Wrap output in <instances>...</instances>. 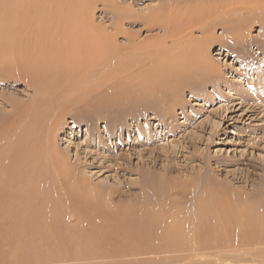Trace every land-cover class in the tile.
<instances>
[{
	"label": "rangeland",
	"instance_id": "1",
	"mask_svg": "<svg viewBox=\"0 0 264 264\" xmlns=\"http://www.w3.org/2000/svg\"><path fill=\"white\" fill-rule=\"evenodd\" d=\"M109 1L142 15L166 2ZM24 2L25 10H35V26L16 39L0 38L2 60L14 57L18 64H0V73L18 69L29 76L0 79L4 159L16 160L15 141L36 138L27 125L35 99L31 85L42 87L49 113L39 123L49 133L46 146L28 151V161L34 156L28 170L11 175L16 182L5 179L8 170L0 178L6 196L0 203V264H156L161 256L138 255L148 244L128 231L122 215L151 199L160 181L187 191L172 197L180 211L194 214L202 198L207 212L220 218L214 233L222 248L200 255H212V264H264V13L252 12L249 28L240 22L234 41L214 26L206 44L210 75L177 84L143 81L169 75L168 68L165 75L159 70L166 65L161 51L134 49L158 42L161 31L122 24L114 66L88 73L62 51L67 14L76 8L72 12L68 0ZM90 16L94 27L114 31L115 20L101 3ZM58 25L61 42L53 35ZM178 49L169 53L175 57ZM157 89L167 94L157 98ZM113 96L120 102H111ZM15 200L18 210L10 206Z\"/></svg>",
	"mask_w": 264,
	"mask_h": 264
},
{
	"label": "bare ground",
	"instance_id": "2",
	"mask_svg": "<svg viewBox=\"0 0 264 264\" xmlns=\"http://www.w3.org/2000/svg\"><path fill=\"white\" fill-rule=\"evenodd\" d=\"M14 1L15 0H0V38L16 39L18 35H23L25 32L31 30L37 22L36 13L32 6L25 10L22 6L24 0L23 2L22 0H16V3H14ZM98 3H101L107 14L115 20L112 25L114 30L112 33H108L106 29L93 26L92 16L90 15ZM68 7L72 12H74L76 8V12L73 16L70 15V13L67 14L69 15L67 16V21L71 19V22L67 24V26H69L66 30L67 35H65L64 32V36L62 37V39H65L62 51H66L72 62H83L85 66H87L86 68H88V73H95L97 69L103 68V70H106L110 69V67L112 68L115 64V59L118 54L121 53L119 48L115 45V40L123 33L122 24L130 26L142 24V30L148 32L157 29L159 32H162V36H160L159 41L156 43H152V41L140 43L135 45L134 49L146 51L148 53L161 51L160 53H163V56H161L160 59L166 60V65H163L159 70L164 71V75L167 68L170 70L169 75L166 76L167 78H162L160 75H153L143 81L157 79L159 82L161 81V83L169 80L180 84L189 82L190 79L192 80L196 76L207 77L210 75L211 71L209 66L211 62L208 58L206 44L213 35L212 31L214 26L219 25L223 27L222 32L224 33V40L234 41L232 36L239 34L238 25L240 22L245 23L246 28H249L251 23L255 20L253 18L255 14H252V12L264 13V0H229V2L227 0H166L164 4L145 15L133 13L128 6L122 9L113 5L109 0H68ZM58 18L59 17H55L59 24V20L62 19L58 20ZM58 27L53 33L55 38L62 33L59 32L60 25H58ZM195 31L202 33L201 38L194 37ZM58 41L61 42V37ZM262 42H264V40ZM178 47L179 49L175 57L174 54L169 53L172 49ZM134 49L126 48L123 50L134 52ZM3 52L4 50H1L0 55H2ZM6 59H8L9 62H6ZM6 59L2 60L0 56V64L18 65L14 63L17 59L11 60L9 57ZM11 61H13V63ZM119 70L120 68H117L116 72L119 73ZM11 76L22 79H27L29 77L26 70L21 71L13 69L8 71V73H0V79ZM30 87L33 88L35 99L28 105V110L32 112L33 115L30 117V120L27 121V125L28 128L31 126L32 131H35L36 135L34 137L36 138H31V141L26 139L20 142L15 141V147H19L18 149H13L17 156L16 160H14L13 157L12 160L4 159V157L9 158V156H7L9 154H2L0 150V178L2 173L8 170L5 179L10 177L8 182L11 183L17 181L11 179L12 174L16 173L22 176V174L28 170V166L31 164L29 161L34 159L32 155L31 159L29 161L27 160V155H31L28 151L35 148L32 146H46L48 139V130H43L41 127L42 125L39 123V121L43 120L45 114L49 113L46 110L48 106L43 96L42 87H37V85H31ZM161 90L162 89H157L155 91L157 98H163V96L167 94L164 90ZM121 94L123 95V93ZM124 100L128 102L126 98L121 102ZM135 100L137 101V99H134V101ZM110 101L113 103L120 102L115 96L110 98ZM42 108L45 110L41 111ZM42 138L44 139L42 140ZM13 167L16 171L13 170ZM166 182L160 181L158 185H156L155 194L151 199L144 200L139 207L130 208L126 211L127 213L124 212L122 215L124 218L122 222L128 231L131 232L133 236L140 238V241H143L145 245L148 244L146 249H138V255L161 256L159 260H156V264H212V255H210L211 250H214V248H222L221 246L216 247L218 243L221 245V241L223 240L220 241L221 238L215 234L217 230L215 231L214 229L219 225L218 223L221 222L220 218L210 213V210L207 212V209L203 205L205 201L202 200V198L200 199L201 201L198 202L194 214L191 213L192 211H180L177 207L179 200H177V202L173 198L177 195L183 196L187 191H177L172 183L168 184ZM0 186L2 188L1 181ZM30 197L31 196H29V198ZM178 197L179 196H177V198ZM13 198L20 199L18 195H14ZM5 200L6 196L0 194V203L3 202L4 204ZM27 200L31 202L28 198ZM28 204L30 205L29 202ZM10 206L18 210V203L16 200L13 206ZM30 207H32V205ZM22 210V215H26L24 214V212H26V216H29L28 214L30 212L28 213L27 210L23 208ZM15 214L17 219L18 217L21 218L20 213L19 215L17 213ZM31 215L29 218L30 224H34L35 220L33 219H35V217H31ZM26 216L25 218L27 219ZM26 219L25 221L27 222ZM18 225L19 227L17 228H20V223ZM221 225L224 226V224ZM15 231H17V229ZM249 234L260 236L254 231ZM225 250H227V248ZM202 251L210 252V254L205 256L200 255ZM257 255L258 254H255V256ZM241 257H243V254ZM154 261L155 260H153V262Z\"/></svg>",
	"mask_w": 264,
	"mask_h": 264
}]
</instances>
